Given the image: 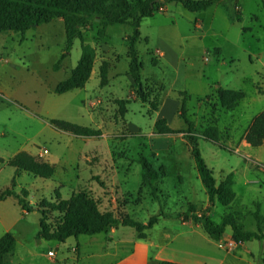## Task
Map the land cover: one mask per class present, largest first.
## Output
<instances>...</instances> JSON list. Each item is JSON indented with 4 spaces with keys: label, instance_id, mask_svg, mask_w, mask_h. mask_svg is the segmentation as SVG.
I'll use <instances>...</instances> for the list:
<instances>
[{
    "label": "rangeland",
    "instance_id": "1",
    "mask_svg": "<svg viewBox=\"0 0 264 264\" xmlns=\"http://www.w3.org/2000/svg\"><path fill=\"white\" fill-rule=\"evenodd\" d=\"M235 3L240 5L241 14L239 19L231 21L219 16L210 24V12L189 11L182 5L180 12L170 11L168 14L179 18L182 34L195 32L199 36L191 50L198 52L196 58L201 56L196 59L201 66L195 62L194 68L200 67L199 71L203 70L208 81L209 100L202 103L192 98L188 101L191 109H200V112L196 116L197 112L192 114L190 110L189 118L190 115L195 117L188 121L186 134L182 137L191 147L199 138L201 155L212 168L216 180L220 179L225 168L235 164L247 166L245 180L249 183L247 186L240 184L241 190L236 187L237 194L243 197L228 207L229 214L236 216L239 224L255 229L252 215L255 207L251 209L250 205L260 200L264 212V140L258 146L238 147L241 152L250 154L248 158L235 152L234 148L238 146L249 118L264 109V0H235ZM167 5L168 0H151V14H163ZM193 17L205 21L201 31H195L190 25L189 19ZM146 21L144 19L142 24V33L148 28ZM99 28L100 19L97 17L82 27L84 41L96 49L85 92L82 88L63 93L54 91L56 84L69 76L81 53V42L76 38L61 67L52 68L65 47L61 18L31 26L23 33L13 30L0 33V96L4 101L0 102V157L3 159L0 161V190L10 186L15 177L14 190L20 193L21 188L27 189L25 199L33 206L29 211L23 209L13 197L0 201V236L11 232L16 239V247L4 256V264H107L113 262L115 259L112 258L117 254L109 255L98 247V243L110 247L109 242L130 231L141 239L133 227L121 225L112 226L106 232L69 236L64 241L38 237L40 210L46 213L47 229L56 231L75 216L67 218L64 211L53 209L52 203L79 193L91 199L100 213L111 212L119 218L128 215L141 221L153 214L158 203L170 209H181L187 207L186 200L196 206L203 202L201 199L205 193L192 156L179 158L180 161L173 165L167 161L170 159L169 150H162L169 143L163 137L165 134L155 132L153 114L163 96V91L159 94L160 81L154 79L158 82L144 88V93L149 96L144 102L126 72V34L131 27L113 24L103 31ZM206 28L209 29L204 33ZM137 46L140 50L146 46L151 48L144 40L138 41ZM215 46L220 48L219 53H215ZM203 58L207 60L202 62ZM113 59H117L118 83L108 86L106 83L112 80L108 63ZM101 69L106 72L104 84L100 81ZM217 82L244 91V97L234 109L227 111L221 107L214 94ZM110 91L123 97L115 98ZM221 110L225 113H220ZM178 111L179 116L184 117L187 112L185 104L184 111L181 106ZM50 119L92 127L101 133L74 134L54 126ZM130 123L138 128L132 131ZM224 125L231 130L233 142H229ZM174 134L177 138L172 144L177 152L172 154L185 157L186 140ZM18 150L48 162L53 168L52 176L44 178L9 165L7 160ZM140 156H145L153 165L155 177L151 184L143 182ZM164 161L165 164L160 163ZM217 205L219 209L213 212L215 220L226 212L224 205ZM168 211V208L164 209V212ZM226 232L231 234V228L227 227ZM145 233L147 236V231ZM85 242L94 245L88 248L98 254L95 252L94 257H87L84 252L87 248L83 247ZM258 242H236L225 264H245L244 258H250L248 249L258 254ZM176 244L208 254L225 253L220 246L209 243L202 233H192L187 228L178 233ZM262 254L264 257V252Z\"/></svg>",
    "mask_w": 264,
    "mask_h": 264
},
{
    "label": "trees",
    "instance_id": "2",
    "mask_svg": "<svg viewBox=\"0 0 264 264\" xmlns=\"http://www.w3.org/2000/svg\"><path fill=\"white\" fill-rule=\"evenodd\" d=\"M176 1L183 5L189 11H201L207 9L215 2H221L224 7L230 11L232 19L239 17V11L235 8V0H168ZM233 7L235 9H233ZM151 0H0V33L8 30L15 32H25L31 26L49 22L55 18H61L65 30V47L61 52L58 60L53 64L52 68L57 70L61 67L63 59L69 53L74 39L78 38L81 42V53L76 65L72 68L68 77L60 80L54 91L63 93L75 88H83L89 80L95 58L96 49L90 43L84 41L82 27L92 18L100 19L99 31H103L108 25L128 24L131 31L126 34V42L128 47V74H130L136 91L142 101H148V95L144 93V88L150 83L158 81L142 76V63L139 59L137 43L140 40V24L144 17L151 15ZM101 84L105 83L106 72L100 70ZM160 91L164 90V84L158 82ZM146 92V91H145ZM183 96L186 93L180 91ZM214 94L221 107L224 109L234 108L238 101L244 97V91L240 89L226 88L217 85ZM183 98V97H182ZM181 98V99H182ZM181 104L184 111V99ZM50 122L63 130L79 135H100L99 129L88 126L73 124L60 119H50ZM154 129L159 134L179 133V130L173 129L167 123L165 118H159L154 123ZM209 138V137H208ZM198 139V138H197ZM246 141L252 146H258L264 139V109L253 118L245 133ZM214 140V139H212ZM191 154L195 161L198 174L207 190L210 201L217 200L220 204L227 206L231 204L235 198L233 190L232 173H227L221 180L217 181L213 175L212 168L208 167L204 161L197 140L192 144ZM0 161L3 159L0 157ZM9 165L15 167L16 170H24L44 178L51 177L53 174L52 166L37 156H32L25 151H18L7 160ZM139 162L142 165L143 182L151 184L155 177V171L151 162L145 157L140 156ZM15 177L11 180V185L0 190V201L13 197L18 200V204L23 209L31 210L33 206L26 201L28 191L21 188L18 193L14 190L13 185ZM155 190L154 188L152 191ZM255 208L252 211L253 218L256 222V229H248L237 222L238 218L231 214H223L219 224H214L209 215L205 211L201 213H192L189 218L194 222L201 224L205 232L214 240H220L226 234V227L231 228V238L239 243L250 240H264V212L261 211L260 203L254 201ZM52 208L64 211L66 217L75 216L68 222L66 226L57 228L56 231H49L46 227L45 211L40 210L42 217L40 218V230L38 237L47 239H55L64 241L69 236H77L80 234H96L106 232L110 227L131 226L137 232L140 238L146 236L145 231L151 228L160 215L152 214L144 222L134 217L124 215L115 217L111 212L100 213L95 207L93 201L85 197L84 193L76 194L70 199H61L58 203H52ZM188 210L195 211L194 205H188ZM16 247V239L11 232H5L0 236V264H4L5 254L13 251ZM160 264H182L169 260H162Z\"/></svg>",
    "mask_w": 264,
    "mask_h": 264
},
{
    "label": "crops",
    "instance_id": "3",
    "mask_svg": "<svg viewBox=\"0 0 264 264\" xmlns=\"http://www.w3.org/2000/svg\"><path fill=\"white\" fill-rule=\"evenodd\" d=\"M180 5L182 4L179 2L168 1V5L165 8V10H163V14L157 15L155 13L147 17H144L139 27V30H140V40L139 41L144 40V42H146L148 46H150L151 48H148L146 46L145 49L140 50L137 46L138 53H139V59L142 63L141 71H142L143 78L144 79L146 78L156 79L164 84L161 104L158 110L153 114V125H154V122L158 118H165L170 127L180 131L177 134L181 135L180 139L184 141L186 140V143L188 145L186 147L187 151L185 153V157H182L179 155H173L172 153L177 152V150L173 148L174 145L172 144L174 140H176L177 138L175 137L176 135L175 134H165L163 136L164 139L168 141L169 143L165 147H163L162 150L166 152L167 150H169L168 152L170 154L169 155L170 159H168L167 161H169L173 165H176L178 161H180V159L182 158H189L190 156H192L191 154L192 147L189 141L187 139H184L182 136L183 134H186L185 131L187 129L188 121H191L192 117H195V116L191 117L190 115L191 119L189 118L190 110L192 111V114L197 112L196 116H198L200 109H196V108L191 109L188 106V101H190L192 98H196L202 103L207 102L209 100V96H208L209 93L207 91L208 81L204 77V74H202L203 70L199 71L200 67L197 69L194 68L195 62L198 63V66H201V64L196 60V59L199 60L201 56H198L196 58L198 52L191 50L192 47L196 45L197 37L199 36H196L195 32H192L189 35L182 34V32H180V28L178 25L179 18L168 14L170 11L179 10L180 12V9H179ZM235 8L239 11V15H240L241 14L240 5L236 3ZM204 11L210 12V16H209L210 24L216 21L217 17L219 16H221L223 19L227 18V20H230V21L232 20L230 11L226 7H224L222 3L219 1L213 3L211 6H209ZM144 19H147L146 24L148 28L145 33H142L141 30H142V24L144 22ZM189 23L190 25H192V27H194L195 31L196 30L201 31L203 29L202 26H203V23H205V21L199 20L197 17H193L189 19ZM208 29L209 28H206L204 33H207ZM64 33H65V30H64ZM214 50H215V53L220 52V48L218 46H215ZM155 51L157 53H155ZM204 60H207V59L203 58L202 62H204ZM116 62H117V59H113L112 62L108 63L109 64L108 74H109V77L112 79L111 81H108L106 83L108 86L118 83V80L116 79V76L118 74ZM128 65H129V57H128ZM127 71H128V68H127ZM199 75L201 77H199ZM223 83L224 82L215 83L214 89L217 85L230 88ZM82 90H84V92L88 90L86 88V85L82 88ZM180 91H183L186 94L183 96L180 95L179 97L178 93ZM110 92L114 94L115 98L123 97V96L116 95L117 93L114 91H110ZM181 98L184 99L185 108L187 111L184 117L179 116L180 111H178V108L183 103V100ZM201 98L203 99L202 101H201ZM2 99L3 98L0 96V102H4ZM241 99L238 101L237 105L239 104ZM232 109H224V110L228 111ZM224 110H221L220 113L222 112L225 113ZM262 110H258L257 112H255V114L251 116V118H249L250 120L247 126L244 128L242 134L240 135V140L238 141V144H237L238 146L234 148L235 152L242 154V156H244L245 158H248L250 154H248L247 152L246 153L241 152L238 147L244 146L247 148V147L252 146L246 141L245 133L249 125L251 124L253 118L255 117V115H257ZM131 124L132 126H130V128L132 131L138 128L133 123H130V125ZM230 125L231 124H229V126ZM224 127H225L224 129L227 130V136L229 137L228 138L229 142H233L234 139L230 138V136H232L231 130L225 125ZM218 128L220 129L219 131H221V127L218 126ZM208 140L215 141V142L220 141V140H212V139H208ZM197 142H199V138L197 139ZM21 150H18V151H21ZM160 163L165 164V161L160 162ZM227 173H232V176H233V190L235 192V198L233 202L239 199H242L243 196L242 195L239 196L237 194L236 187H239V189L241 190L242 188L240 184L244 183L247 186V183H249V181L245 180V176L248 173L247 166H244L241 164L240 165L235 164V166H230L228 168H225V170H222V174L220 175L221 177L219 180H221ZM197 174H198V171H197ZM181 177L183 178V176ZM198 178L203 188L202 190L205 193V197L201 199V201H203L202 202L203 204L200 202L201 205L197 204L196 206L195 205L196 203L186 200V202H188L187 207L186 208L181 207V209H174V208L170 209L169 207H166V206L164 207L163 205H160L159 203L156 204V206L154 207L155 211L153 212V214H157L159 213V210H162L163 215H160L157 221L155 222V224L151 228L146 230L147 236L145 238L139 239L137 235H135L134 231H130L129 234H121L120 237H118L116 240H114L113 242H109L110 247H108L106 244L98 243V247L106 251V253H108L109 255L117 254L116 258H112L115 260L113 262L109 261L107 262V264H110V263L160 264L162 260H169V261H174V262H178L182 264H225L229 253L232 252L231 249L236 243L235 241L231 239V234L228 235V233L226 232L223 238H221L220 240H214L205 232V230L203 229L200 223L194 222L189 217L191 216L193 212L199 214L201 213V211H205L209 215V217L211 218L214 224H219V222L221 221L222 215L229 213L230 210H229L228 205L224 206L226 212H223L220 218L218 220H215L213 217V212H216L219 209L217 205V203L219 202L217 200H214L212 202L210 201L207 190L199 174H198ZM258 202L261 205L260 200H258ZM189 204L194 205L196 210L195 211L188 210ZM250 206L252 207L253 205H250ZM165 208H168L169 211L164 212ZM251 209H253V207ZM227 227H226V230H227ZM183 228H187L188 231L192 233L194 232L202 233L204 236H206V240L209 243H212L214 246L215 245L220 246L222 250H225L224 251L225 253L220 251L223 253V255H220L219 253L218 254H208V253L195 251V250L177 245L176 239H177L178 233L182 231ZM255 229H256V222H255ZM255 229H252V230H255ZM258 246H259L258 254L256 253L255 250L248 249L250 258L248 259L244 258L245 264H260V261H262V264H264V257L262 256L263 255L262 253L264 252V240L259 241ZM83 247L87 248L84 251L87 257L95 256L96 251H94L92 248H88V247H94V245H91L90 243L85 242V245H83ZM97 254L98 253L96 252V255Z\"/></svg>",
    "mask_w": 264,
    "mask_h": 264
},
{
    "label": "built area",
    "instance_id": "4",
    "mask_svg": "<svg viewBox=\"0 0 264 264\" xmlns=\"http://www.w3.org/2000/svg\"><path fill=\"white\" fill-rule=\"evenodd\" d=\"M49 253H50V254H52L53 252H52V251H50Z\"/></svg>",
    "mask_w": 264,
    "mask_h": 264
},
{
    "label": "bare ground",
    "instance_id": "5",
    "mask_svg": "<svg viewBox=\"0 0 264 264\" xmlns=\"http://www.w3.org/2000/svg\"><path fill=\"white\" fill-rule=\"evenodd\" d=\"M232 239V238H231ZM233 240V239H232ZM234 241V240H233Z\"/></svg>",
    "mask_w": 264,
    "mask_h": 264
}]
</instances>
